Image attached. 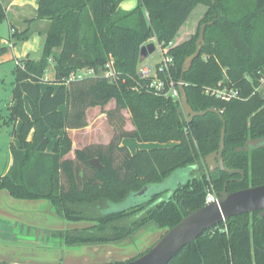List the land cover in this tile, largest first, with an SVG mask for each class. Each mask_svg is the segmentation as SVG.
Returning a JSON list of instances; mask_svg holds the SVG:
<instances>
[{
    "label": "trees",
    "instance_id": "trees-1",
    "mask_svg": "<svg viewBox=\"0 0 264 264\" xmlns=\"http://www.w3.org/2000/svg\"><path fill=\"white\" fill-rule=\"evenodd\" d=\"M123 1L38 0L36 19L47 22L40 58L27 55L16 60L13 70L8 110L18 129L10 149L12 164L0 177V193L6 191L14 200L48 201L55 218L88 224L52 232L62 247L124 243L143 231L165 232L205 206L208 178L217 194L224 183L227 192L264 184V147H245L247 141L264 136V99L259 92L264 75V0H138L128 11L120 9ZM198 6L204 13L197 32L175 44ZM6 19L0 3V23ZM209 22L199 56L184 74L183 89L194 111L215 108L222 115L224 165L244 171L239 182L240 175L207 173L203 165L219 148V117L207 113L188 122L178 114V100L155 94L149 88L151 80L138 75L140 49L155 40L163 48L172 44L170 76L179 83L200 28ZM28 34L13 31L10 39L25 41ZM109 59L114 61L116 80H70L82 69L101 73ZM50 66L54 77L47 81L43 78ZM218 85L237 91V98L225 102L206 93ZM111 101L114 107L104 112L114 130L110 143L85 146L74 151V159L67 158L73 149L68 131L86 128L88 109ZM125 110L134 126L130 131L124 125ZM126 138L157 147L131 154L122 145ZM94 158L101 170L89 165ZM183 169L190 170L189 178L169 195L161 192L128 210L103 211ZM259 214H242L208 229L168 264H264V217Z\"/></svg>",
    "mask_w": 264,
    "mask_h": 264
},
{
    "label": "rangeland",
    "instance_id": "rangeland-1",
    "mask_svg": "<svg viewBox=\"0 0 264 264\" xmlns=\"http://www.w3.org/2000/svg\"><path fill=\"white\" fill-rule=\"evenodd\" d=\"M203 10H204L203 6L202 7L198 6L193 10V13L187 20L186 24L178 33L176 39L174 40V43L182 39L185 40L187 39V37L194 35L197 32L198 22H199L198 15ZM2 23H0V25ZM5 34L6 35L4 36L7 38L9 33L6 31ZM148 43H154V42L150 40ZM41 51H42V45L40 46L39 50L33 51L32 53H30L29 56L37 60L40 58ZM5 54L6 51H3L0 53V56H3ZM159 59L160 57L158 54V48L156 46L155 52L152 55L148 56L146 59H143L142 64L145 65L150 63L151 65H156V63L160 61ZM15 65L16 64L13 60L7 62L4 61L0 63V177L3 174H5V170L10 163L11 146L16 144L15 132L17 131L18 128L16 123L14 122L12 123L10 121L9 119L10 112L8 110L11 100V96H10L11 90L14 83L13 70L15 68ZM53 74H54L53 68L52 66H50V68L47 69L43 79L47 81H51L53 80L54 77ZM259 92L264 99V83L260 86ZM113 107H114V102L111 101L109 102L108 105L105 106L106 110H103L104 108L100 109L94 107L92 111L90 110L87 113V119L90 120L92 126L101 127L102 129L99 130L96 128L97 130L95 131V135L96 137H98L99 141H104L106 139V134L109 136L110 140L114 135L113 127L108 124L107 117L104 114V112L109 111ZM178 107L180 108L179 101H178ZM100 114H103L104 117L99 119L98 116ZM122 114L125 118L124 125L126 129V127H128L129 123L131 122L130 114L127 110H125ZM104 129H108V131ZM129 140L135 141L132 138L124 139L125 142ZM250 142H252V140L247 141V143L245 144L246 148ZM189 174H190L189 169L177 170L168 179H166L165 182L159 184L158 186L151 187L150 190H148V193H146L145 195L138 197L131 194L124 201L120 203L108 204V206L105 207L103 211L105 213H112L116 211L128 210V208H130L134 204L142 203L143 201L147 200L152 194L159 193L161 191L164 192L163 194L169 195L173 190H175L178 184L184 183L189 178ZM7 197H8L7 195L3 196L2 193L0 194V209L4 210L5 212H9V214H12L13 211L15 216L20 215L22 219L26 218L27 220L30 219L32 220V218L38 216H45V215L48 216V214L52 215L51 213H49L48 210H46L47 213L45 214L41 213L40 209L43 208L42 207L43 204L42 205L40 204L36 207L34 205L35 203H38L36 202V200H31V201H24L18 199L14 200L11 197L10 198ZM16 209L19 212H16ZM56 223L54 224L56 227L57 226L63 227L61 229L62 231L80 229L82 228L83 225L88 226L87 223L83 224L84 222L82 221L78 223V225L70 224L65 221L61 223L57 221ZM150 232L151 230L143 231L137 235H134L133 238L129 239L124 243L96 244V245H82V246L80 245V247L78 246L62 247L61 245H59L58 249L54 251L49 250L48 252H46L44 254L45 257L44 256L40 257L39 252H35L34 254L30 253L31 256H34L33 259H31V261L35 262L34 264H103L101 262L105 258H110L112 262L120 259L129 261L130 259H133L138 255H140L141 252L145 251L146 248L150 247L152 244L158 241L160 235L164 233V230H161L160 233H157L155 235H151V234L149 235L148 233ZM50 239L52 241L55 240L54 237H51ZM52 241H50V243ZM8 253L10 254L11 252ZM48 260L50 261L48 262ZM7 262L8 261L3 263L9 264Z\"/></svg>",
    "mask_w": 264,
    "mask_h": 264
},
{
    "label": "crops",
    "instance_id": "crops-1",
    "mask_svg": "<svg viewBox=\"0 0 264 264\" xmlns=\"http://www.w3.org/2000/svg\"><path fill=\"white\" fill-rule=\"evenodd\" d=\"M137 2L138 0H124L120 5V9L126 11L132 10L136 7ZM0 3L5 8L7 16V19L0 25V48H3L4 51H6L5 55L0 56V63L11 60L16 62V60L18 59H24L25 57H27V55L29 56L33 51L39 50L40 46L43 43V34L45 33L47 22L44 20L40 21L36 19L38 0H0ZM203 13L204 10L199 13L198 21L202 17ZM6 31L9 33L7 38L4 36L6 35ZM13 31L19 33L28 31L29 36L25 41L14 43V41L10 39ZM180 41H183V39ZM93 108L88 109V112L90 110L92 111ZM97 108L101 109V107ZM103 108V110H106L105 107ZM102 117H104L103 114H100L98 116L99 119ZM96 128L99 130L101 129V127L92 126L90 120L87 119L86 128L68 131L71 142H73V149L72 152L67 156V158L74 159V151H77L78 149H81L86 145H106L110 142V138L107 134L104 141H99L98 137H96L95 135V131L97 130ZM133 129L134 126L130 122L128 127H126V130L130 131ZM104 130L108 131V129ZM122 145L127 147L131 154H134L137 150L142 148L148 149L157 147L156 144H141L138 141L135 142L132 140L125 142L124 139L122 140ZM11 164L12 160L10 157V163L5 170V173L9 169ZM1 193L3 196L7 195V198H10L8 192L1 191ZM36 202H38L34 204L36 207L40 204H43V208L40 209L41 213H47L46 210H49L48 201L46 202L44 200H36ZM16 212L19 211L16 209ZM48 216H38L32 218V220H27L26 218L22 219L20 215L15 216L13 211L12 214H9V212H5L4 210L0 209V250H2L0 251V262L3 263L8 261L7 263L9 264H34L35 262L31 261L34 256H31L30 253L34 254L35 252H39L40 257H45L44 254L49 250L54 251L58 249L59 244L53 242L55 240L52 241L50 238L53 237L52 232L62 231L61 229L63 228L58 226L56 227L54 224L57 221L60 223L63 221L53 217L52 215L48 214ZM65 222L78 225V223L76 224L68 221ZM83 224H85V222ZM82 227H85V225H83ZM39 231H49L50 234L48 236L45 234L44 236H41ZM160 231L152 229L148 234L155 235L157 233H160ZM50 241L52 242L50 243ZM8 252L11 253L9 254ZM49 261L50 260H48V262ZM115 262L127 261L120 259L112 262L110 258H105L101 263L113 264Z\"/></svg>",
    "mask_w": 264,
    "mask_h": 264
},
{
    "label": "water",
    "instance_id": "water-1",
    "mask_svg": "<svg viewBox=\"0 0 264 264\" xmlns=\"http://www.w3.org/2000/svg\"><path fill=\"white\" fill-rule=\"evenodd\" d=\"M211 24L212 22H209L201 26L199 37L196 41V49L193 54L186 58L182 65L180 73L181 78L178 85V91L180 92V108L178 109V114L186 118L188 122L195 117H204L207 113H213L219 117V119L223 122V127L220 132L219 148L217 151L206 156L203 165L208 173L220 171L226 172L232 176L240 175L239 180H237L239 182L243 181L245 177L244 171L240 169H228L224 165L222 152L224 149L226 122H224L222 115H220L215 108H209L205 111H194L192 107L188 105L186 93L183 89L184 74L188 72L193 62L199 56L200 50L204 45L203 37L206 28L205 26H210ZM155 49L156 45L154 43H147L142 46L140 49L141 60L152 55L155 52ZM247 147L249 149L264 147V136L250 142ZM89 165L97 170L102 169V165L97 158L90 160ZM158 185H145L139 192L130 193L129 195L133 194L138 197L143 196L148 193V190H150L151 187ZM223 186V191L217 194L218 198L216 201L207 203V205L187 213V215L183 217L175 227L162 233L160 239L149 247L145 251V254L127 262H115L113 264H168L175 256H177L179 250H181L184 246L191 244L203 232L223 223L224 221H228L229 219L238 217L242 214L256 213V211H260V217H264V184L251 188L240 189L235 192H227L226 183H224ZM159 193L152 194L147 200ZM39 232L41 236H44V234L48 236L50 234L49 231ZM0 264L4 263L1 262Z\"/></svg>",
    "mask_w": 264,
    "mask_h": 264
},
{
    "label": "built area",
    "instance_id": "built-area-1",
    "mask_svg": "<svg viewBox=\"0 0 264 264\" xmlns=\"http://www.w3.org/2000/svg\"><path fill=\"white\" fill-rule=\"evenodd\" d=\"M154 44L158 48V54L160 57V61L156 63V65L148 64H142L141 58H140V66L138 70V75L150 79L149 88L155 92V94L162 95L165 98L171 97L172 99L180 100V92L178 91V85L179 83H176L170 76L172 66L174 64V59H172V56L169 55V49L171 45L168 47L163 48L160 44H157L155 40H152ZM158 75L164 76L161 78ZM92 76H98L105 79H109L110 81L116 80V72L114 69V61L111 59L108 60V63L104 66L103 71L101 73H96L93 69H82L77 71L74 74L70 75V80L76 81L77 79H83L87 77ZM260 82L264 83V75L261 77ZM206 93L216 97L219 100H223L225 102H228L232 99L237 98V91H234L232 89L222 87L221 85H218L217 88L213 89H205ZM208 173V171H207ZM207 189H206V196L204 203L207 205V203L214 202L217 200L218 195L215 191L214 186L211 184L209 178L207 179Z\"/></svg>",
    "mask_w": 264,
    "mask_h": 264
},
{
    "label": "flooded vegetation",
    "instance_id": "flooded-vegetation-1",
    "mask_svg": "<svg viewBox=\"0 0 264 264\" xmlns=\"http://www.w3.org/2000/svg\"><path fill=\"white\" fill-rule=\"evenodd\" d=\"M55 242H57V241L55 240Z\"/></svg>",
    "mask_w": 264,
    "mask_h": 264
}]
</instances>
